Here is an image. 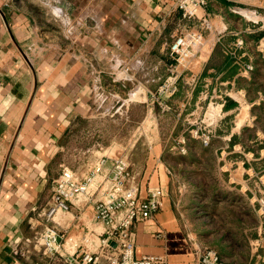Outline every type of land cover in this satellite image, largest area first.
<instances>
[{
	"label": "crops",
	"instance_id": "obj_1",
	"mask_svg": "<svg viewBox=\"0 0 264 264\" xmlns=\"http://www.w3.org/2000/svg\"><path fill=\"white\" fill-rule=\"evenodd\" d=\"M176 1L0 0V264H66L32 242L44 229L40 214L64 171L83 182L107 158L91 198L52 223L66 237L62 255L101 251L106 226L96 219L93 201L103 198L104 177L118 157L137 174L142 198L151 189L164 192L154 218L131 228L136 258L201 264L199 252L212 247L226 264H264V229L215 243L198 204L210 193L212 205L218 198L254 204L243 183L264 170V131L257 128L264 109V36L243 14L263 17L264 0H207V12L226 33L180 80L165 112L152 96L173 63L170 46L181 24ZM238 37L245 41L238 56L255 66L252 75L239 76V64L226 55ZM190 75L194 90L187 86ZM226 92L216 136L204 147L190 139L186 120L206 95L221 102ZM183 137L185 156L176 150ZM207 150L221 155L225 176L235 171L226 180L243 191L240 199L232 188L209 192L191 181L187 167L194 170ZM115 248L111 241L110 251Z\"/></svg>",
	"mask_w": 264,
	"mask_h": 264
},
{
	"label": "built area",
	"instance_id": "obj_2",
	"mask_svg": "<svg viewBox=\"0 0 264 264\" xmlns=\"http://www.w3.org/2000/svg\"><path fill=\"white\" fill-rule=\"evenodd\" d=\"M207 0H177L176 8L181 15V24L177 28L174 42L170 46V57L173 63L168 67V75L158 92L152 96L163 111L171 108L168 100L178 92L179 82L188 72H192L204 54L211 52L221 42L226 29H220L214 17L207 12ZM255 15V14H254ZM256 17V16H255ZM245 46L243 38L238 37L233 48L226 50V55L236 60L240 66L239 76L252 75L255 66L241 61L238 52ZM195 76L189 77L187 86L194 90ZM225 97L217 99L206 95L196 109L186 120L190 139L200 141L204 147H209L216 136V127L223 117V107L227 102L229 92ZM176 150L183 156L187 155V138L177 141ZM107 158H102L96 169L83 182H78L74 174L66 170L56 181L52 200L48 208L40 214L44 229L35 235L33 243L42 247L50 258L63 256L66 264H101L105 259L108 264H167L163 257L145 256L136 258L135 243L131 228L137 221L152 220L163 207L164 192L161 188L151 189L147 198H142L137 174L131 169L130 163L124 157L112 159V168L104 178L103 198L93 201L96 219L106 226V236L102 240L101 251L91 253L81 250L76 254L62 255L65 243L64 237L52 224L55 217L62 212H68L71 206L81 199H89V190L97 175L104 174ZM262 174V173H261ZM263 187L258 202L261 219L264 221V172L254 174ZM91 200V199H90ZM261 240V239H260ZM259 240V241H260ZM111 241L116 248L111 249ZM16 252V250H15ZM201 264H226L220 255L211 249H202L199 254Z\"/></svg>",
	"mask_w": 264,
	"mask_h": 264
},
{
	"label": "rangeland",
	"instance_id": "obj_3",
	"mask_svg": "<svg viewBox=\"0 0 264 264\" xmlns=\"http://www.w3.org/2000/svg\"><path fill=\"white\" fill-rule=\"evenodd\" d=\"M248 13L247 15H249ZM250 14L252 18H249L244 14L243 17L247 19L249 23H252L254 26H256L254 32H262L264 36V16L262 17L256 12ZM258 112V114H260L259 119L261 121L258 122L257 128L261 131H264V109ZM220 156L221 155H216V153L209 150L204 151L201 155L198 156V160H196L195 162L197 163L196 168L192 170L190 169L191 167H187L186 170L189 172L191 181L199 182L203 186V188H205L209 192L217 188L224 189L228 187L236 191V188H233V186L229 185L228 181L226 180V177H228L229 180V176L235 174V171L231 169V171L227 172L228 176H225V172L223 171L222 167L223 165L221 164L222 162H219L223 161L221 160L222 158H220ZM262 164L264 167V161L263 163H260V165ZM263 172L264 170L262 169L258 174H260L261 176ZM231 178H233L234 181H237V178L235 176H232ZM258 179L259 178H257L253 174L249 176L248 180L244 181L243 183V188L246 189V192L244 193L249 199L253 201L254 204L252 205L249 204V202L238 201V203L241 205L238 204L239 206H237L232 202H228L226 200L219 201L221 200V198H218L219 200H215L212 205V202L210 201L212 197L211 193L209 196H206L204 199L198 202V204L201 206V209L199 208V211L202 215V223L203 225H205V229H208V231L212 232L213 236L211 238L214 239L215 243L221 237H226L227 242V239H229L230 237L232 238L234 235L239 239V237H241L242 235L241 233H243L244 231L245 233L243 234L251 235L255 233L259 226L264 229V221L260 216L259 205L258 202L255 201V198L261 197L260 190L263 191V187L260 183H258ZM240 193L244 195L243 191H236L238 199H240ZM253 209L257 211L256 214L259 218L260 225H257L255 223V219L253 217L255 213L253 212ZM206 210H212V214L207 213L208 211ZM229 230H231V233H228ZM261 236L262 237H259V239L264 240V234H262ZM208 248L214 249L212 247Z\"/></svg>",
	"mask_w": 264,
	"mask_h": 264
}]
</instances>
